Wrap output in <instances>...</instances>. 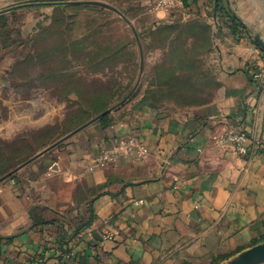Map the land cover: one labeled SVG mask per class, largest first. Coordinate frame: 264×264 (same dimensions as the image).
I'll use <instances>...</instances> for the list:
<instances>
[{"label":"crops","instance_id":"obj_1","mask_svg":"<svg viewBox=\"0 0 264 264\" xmlns=\"http://www.w3.org/2000/svg\"><path fill=\"white\" fill-rule=\"evenodd\" d=\"M82 1L132 19L143 71L149 44L150 75L164 77L150 90L206 98L191 110L140 98L38 157L34 173L0 181V264H220L262 242L264 148L241 154L220 137L264 134V51L253 38H264V0H181L170 11H151L154 0H0V11L99 4ZM130 136L148 154L94 164Z\"/></svg>","mask_w":264,"mask_h":264},{"label":"rangeland","instance_id":"obj_2","mask_svg":"<svg viewBox=\"0 0 264 264\" xmlns=\"http://www.w3.org/2000/svg\"><path fill=\"white\" fill-rule=\"evenodd\" d=\"M136 23L141 33L146 30ZM145 46L141 71L140 45L130 24L101 5L0 13V178L105 108L114 106L113 115L146 94L160 107L191 110L204 102L207 93L147 92L164 77L150 75V45ZM97 121L83 129L93 133ZM37 159L15 173L27 167L34 173L42 165Z\"/></svg>","mask_w":264,"mask_h":264},{"label":"built area","instance_id":"obj_3","mask_svg":"<svg viewBox=\"0 0 264 264\" xmlns=\"http://www.w3.org/2000/svg\"><path fill=\"white\" fill-rule=\"evenodd\" d=\"M181 0H154L149 3L151 11H170ZM220 139L224 142H231L235 145L236 150L241 154H248L254 149L264 148V134L249 135L244 131L230 129L223 133ZM149 149L141 143L136 137L130 136L125 140H121L112 147H104L95 158V165H105L118 159L122 154L131 155L141 158L148 154ZM92 168V167H91ZM15 182V180H13ZM112 233L104 229L103 237L110 238Z\"/></svg>","mask_w":264,"mask_h":264},{"label":"water","instance_id":"obj_4","mask_svg":"<svg viewBox=\"0 0 264 264\" xmlns=\"http://www.w3.org/2000/svg\"><path fill=\"white\" fill-rule=\"evenodd\" d=\"M82 2L99 3V4L108 5L106 3L99 2V1H82ZM29 4H32V3H24V4H20V5H16V6L10 7L8 9L17 8V7H23V6H27ZM108 6H110V5H108ZM5 10H7V9H5ZM0 12H2V11H0ZM117 12L130 24L131 28L133 29V32L135 33V35H136V37H137V39L139 41L138 33H137L134 25L132 24V22L128 19V17L122 11L117 10ZM254 40L258 43L259 46L264 48V38H263V36L261 35L260 32H256L254 34ZM140 47H141V71H142L143 70V49H142V45L141 44H140ZM140 77H139V79H140ZM120 103H122V101ZM120 103H118V104H120ZM113 108H114V106L109 107L108 109H106L105 111H103L100 114L96 115L95 117H93L92 119L88 120L84 124L80 125L76 129H74L71 132L67 133L66 135H64L63 137H61L60 139H58L54 143L48 145L47 147H45L41 151L37 152L36 154L31 156L29 159H27L26 161H24L23 163H21L20 165L15 167L12 171H10L7 174H5L4 176H2L0 178V181L10 177L12 174H14L18 170H20L21 168L26 166L27 164H29L33 160L37 159L38 157H40L44 153L48 152L49 150H51L52 148L57 146L59 143L63 142L67 138L71 137L75 133L79 132L80 130H82L83 128L88 126L89 124H91L94 121L98 120L103 115L109 113ZM0 122H1V117H0ZM220 264H264V240L262 242H260V243H257L255 245L249 247V248H246V249L240 251L238 254L234 255L233 257L229 258L228 260H226V261H224V262H222Z\"/></svg>","mask_w":264,"mask_h":264},{"label":"trees","instance_id":"obj_5","mask_svg":"<svg viewBox=\"0 0 264 264\" xmlns=\"http://www.w3.org/2000/svg\"><path fill=\"white\" fill-rule=\"evenodd\" d=\"M98 5H100V4H73V5L60 4L58 8H63V9L64 8H78V9H83V8H87V7H91V6H98ZM255 43L258 44L256 41H255ZM260 48L264 51V48H262L261 46H260ZM153 91H155V90H153ZM147 92H152V91L150 90V91H147ZM142 100L144 102H150L151 101L150 100V97L147 94L143 97ZM106 109H108V108H105L104 110H101L98 114H100L101 112L105 111ZM97 122H98L97 123L98 125H100L101 127L105 128V127H107V126H109L111 124V122H112V115L109 114V113H107V114L103 115L102 117H100ZM82 124H84V123H82ZM18 175H19V173L18 174L17 173H14V174H12L10 176V178H17Z\"/></svg>","mask_w":264,"mask_h":264}]
</instances>
